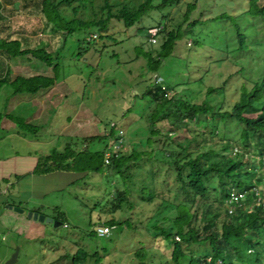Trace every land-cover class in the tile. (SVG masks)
I'll list each match as a JSON object with an SVG mask.
<instances>
[{"label":"rangeland","instance_id":"374dc122","mask_svg":"<svg viewBox=\"0 0 264 264\" xmlns=\"http://www.w3.org/2000/svg\"><path fill=\"white\" fill-rule=\"evenodd\" d=\"M39 1H0L4 18L0 20V36L19 39L23 49H44L53 59L57 58V68L53 71L30 56L10 60L0 57V72L4 66L11 65V77L55 76L54 84L59 92H63L61 99L58 97V104L44 109L43 120L27 123L40 126L36 134L24 132L25 135H37L31 142L17 136L4 137L7 127H18L8 119L3 120L6 118L0 121V160L5 162L0 174L9 173L11 184H16L17 179L22 180L17 187H9L5 194L2 192L5 186L0 183V264H5L16 247L20 250L15 264H73L71 256L78 249L89 255L84 264H171L173 242L157 236L153 228L154 225L169 227V221L162 218L172 217V210L157 215L155 209L158 206L159 211L163 210L160 195L164 200L172 201L177 189L173 170L161 158L160 150L180 138L190 139L191 150L198 152L203 146L216 150L227 138L236 153L239 146L235 141L241 126L232 120L226 124L209 120L201 128L194 125L189 130H174L171 125L177 115L166 106L158 116L169 114L167 121L154 124L160 130V136L152 138L149 119L157 106L147 91L157 80L159 87L167 89V99L174 97L191 104L208 103L215 110H229L239 99L240 89H251L253 83L264 77L261 19L247 13L249 0H197L196 6L189 11L187 5L193 0H179L147 13L130 28L124 27L122 21L112 19L105 30L87 26L68 35L67 31L50 29ZM142 1L107 0V3L114 5L115 12L122 3L137 7ZM160 1L154 5H159ZM16 2L20 4L18 11L14 10ZM104 4V0H94L92 8L81 10L77 15L65 7L62 11L67 21L76 18L87 23L106 18ZM257 5L264 7V0H258ZM185 15L188 22H185ZM193 21H197L196 24L190 25ZM158 22L166 26V30L177 32L172 51L165 57L158 56L164 36L159 37L157 45L148 42L146 29ZM235 25L246 38L243 50H239ZM7 31L10 34L6 35ZM94 35L96 39L91 40ZM209 89L217 90L208 95ZM52 99L53 103L57 101ZM19 102H22L20 96L14 94L9 84L0 88V114L28 121L27 106ZM257 112L258 109H254L246 116L254 117ZM111 125H116L113 135L116 129L124 132L122 153L151 154L130 169V180H124L122 175L106 167L100 173H89L84 177L80 173H67L37 178L31 188L27 184L29 180L20 175L32 166L30 157L46 156L54 150L61 152L73 142L82 148L83 137L105 136L112 129ZM149 139H152L150 145ZM108 141L88 143L87 151L103 152ZM17 157L26 159L18 163ZM257 162L255 158L251 167L257 168ZM151 171L157 173L153 190L150 188ZM253 182L264 196V167H258ZM168 189L172 192L168 193ZM123 190L130 191L129 203L134 209L123 206L113 211L115 194ZM141 191L150 195L156 192L158 197L152 203L144 202ZM17 202L21 203L25 213L7 207ZM31 210L54 221L63 220L64 225L54 227L51 223L34 221L26 214ZM222 213V209L216 211L220 217ZM103 224L110 227L107 237H99L96 233L97 227ZM138 251L141 257L137 256ZM207 251V244L192 245L180 264H190V253L199 258Z\"/></svg>","mask_w":264,"mask_h":264},{"label":"trees","instance_id":"16d2710c","mask_svg":"<svg viewBox=\"0 0 264 264\" xmlns=\"http://www.w3.org/2000/svg\"><path fill=\"white\" fill-rule=\"evenodd\" d=\"M156 1L158 0H143L137 7H130L128 4L122 3L120 8L113 12L114 5H110L107 0H104L103 9L106 12V18L87 23L76 18L67 21L68 18L62 10L65 7L73 15H77L81 10L92 8L94 0H40L39 7L49 24L60 31H67V34L70 35L77 29L87 26L96 27L100 31L105 30L108 21L112 19L122 21L124 27L130 28L147 13L158 11L161 7L171 5L179 0H161L159 5H154ZM257 2L258 0H249L250 7L247 13L260 18L264 28V7H258ZM196 3L197 0H193L187 5L188 11L192 10L191 8H194ZM186 15L185 22H188ZM196 22L193 21L190 25H194ZM152 26L163 27L160 36H164V41L160 45L158 56L165 57L172 51L177 32L176 30H166V26L161 25V22L152 24L148 28ZM235 30L239 50H243L246 38L241 34L237 25H235ZM28 56L40 60L46 66L51 67L53 71L57 68L55 63L57 58L53 59L51 54L44 49H22L20 41L0 38L2 60ZM155 82V86L147 91L157 106L152 113V119H149L152 138L156 135L160 136V130L158 131L154 124L158 121H167L169 114H165L163 117L158 116L166 106H170L177 115L174 124L171 125L174 130L180 128L189 130L194 125L201 128L209 120L224 124L228 120H232L241 126L239 138L235 141L239 146L237 148L239 152L236 150L239 154L233 153L232 142L230 143L227 138L216 150L204 146L198 152L196 149L191 150L190 139L184 141L181 140L182 138L178 142H171L169 147L160 150L161 158L165 159L173 170L177 189L172 201L164 200L163 195L159 194L163 201V210L159 211L158 206L155 209L157 215L160 212L172 210V217L164 216L162 218V220L169 221V227L154 225L153 228L157 232V236L162 237L166 242H173L171 264H180L186 251L192 245L203 246L206 244L209 251L203 257L195 258L190 253V264H218V262L220 264H264V206L259 205L256 201L255 190L257 187L253 182L258 167H264V77L253 83L251 89L246 87L240 89L239 99L226 111L215 110L208 103L191 104L174 97L167 99V89L159 87L157 80ZM54 83L55 76L52 78L43 76L16 77L14 80H10L9 69L0 77V88L4 84H9L13 88L14 94L34 95L42 89L52 87ZM216 90L209 89L207 94L210 95ZM254 109H258L256 116H246ZM3 118L14 123L21 132L36 134L39 130L21 118L0 114V121ZM114 129L110 130L109 136H92L81 139L82 148L79 143L73 142L61 152L54 150L49 155L40 156L33 174L41 176L54 172H68L80 173L84 177L89 173H100L107 167L115 170L120 176L122 175L124 180H130V169L136 167L139 161L149 158L151 154L134 151L127 155L120 152L118 155L112 154L106 164L105 156L109 152L110 142L117 139L113 135ZM102 139H109V144L106 142L103 152L87 151L88 143ZM151 140L149 139L147 142L148 145L151 144ZM255 158L258 159L259 166L252 168L251 162ZM156 178L157 173L151 171L150 188L152 190L157 184ZM169 192L172 191L169 190ZM141 194L142 201L147 203H152L158 197L156 192L150 195L141 191ZM233 194H244L245 199L240 204H230L228 201ZM130 197L131 193L128 190L117 191L112 202L113 211L122 209L123 206L133 210L134 205L129 203ZM230 208L233 209L232 213H229ZM219 209H222V217L216 214ZM60 221L64 225L63 220ZM137 256L141 257V252L138 251ZM88 257L85 250L78 249L71 256V261L73 264H84Z\"/></svg>","mask_w":264,"mask_h":264},{"label":"crops","instance_id":"0c3cea01","mask_svg":"<svg viewBox=\"0 0 264 264\" xmlns=\"http://www.w3.org/2000/svg\"><path fill=\"white\" fill-rule=\"evenodd\" d=\"M1 1V0H0ZM14 5V10L18 11V8L20 6V4L18 2H16ZM1 10H2V7L0 5V20H3V15L1 13ZM22 13V11H20ZM28 13V12H27ZM29 15H31L32 13H28ZM47 24H49L47 22ZM50 25V29L51 27H53L52 24H49ZM52 30V29H51ZM53 31V30H52ZM10 34V32H6V35ZM0 38L2 39H5L3 38L2 36H0ZM11 40H17V41H20L21 42V45L23 46V42L19 39H13L12 37L10 38ZM23 49V48H22ZM11 65H8V66H4L3 69H2V72H0V74L4 75L6 72H7V69H9V72H10V80H14L16 77H23V78H30V77H34V76H43V77H47V78H51V77H48V76H44L42 74H37V75H22V76H16V77H11L12 75V67H10ZM16 95H19L20 96V101L22 102H19L20 105L21 103H25L26 106H27V110H28V121L26 123H29V122H40L41 120H43L44 118V115L45 114V111L44 109L48 108L50 105H54V104H58L59 102V98L61 99V97L63 96V92L62 91H58L57 89V85H53L52 87L50 88H47V89H42L40 90L39 92H37L36 94L32 95V94H28V93H19V94H16ZM55 96V97H54ZM15 97V95H14ZM59 97V98H58ZM57 99L56 102L53 103V99ZM63 99H66V96H64ZM19 105V106H20ZM47 115H49V113H47ZM14 117H17V116H14ZM4 121H8L7 119H3ZM68 121H70V118L67 119ZM3 121V122H4ZM8 122H11V121H8ZM32 125V124H30ZM32 126H36L37 128L40 127V126H37V125H32ZM8 130H6V133H5V136L4 137H11V136H17L19 138H22L23 141H26V142H31L32 140H35V138L37 137V135H31V134H26V135H29L31 136V139H28L24 132H21L19 129H16L15 128H11L13 130H11L9 127H7ZM85 138V137H83ZM32 158V163L28 169L24 170L23 172L20 173V175L22 177H24V180H29V182L27 183L29 186L31 185V188H32V182H34L35 179L37 178H47V177H51L53 174H67L68 172H54V173H51V174H47V175H41V176H38V175H34L33 174V170L36 166V163H37V160L39 157L37 156H32L30 157ZM26 157H17L16 160L18 163H20L21 161L25 160ZM3 164H5V162L3 163V161L0 160V170H4V167H3ZM7 175L10 176L9 173H7ZM5 174H0V183H3V185L5 186L4 189H3V194L7 193L8 192V188L9 187H13L16 186L17 187V184L19 185L21 181H19L17 178L18 176L15 174L14 178L17 179V182L16 184L14 183H10L9 180H8V177ZM6 181V182H4ZM13 192H15V189L12 188ZM4 203V202H2ZM14 207H19L21 208V203L20 202H17V204L15 205H12ZM31 211H37V210H31Z\"/></svg>","mask_w":264,"mask_h":264},{"label":"built area","instance_id":"2783aa9c","mask_svg":"<svg viewBox=\"0 0 264 264\" xmlns=\"http://www.w3.org/2000/svg\"><path fill=\"white\" fill-rule=\"evenodd\" d=\"M163 27L162 26H152L147 29V36H148V42L151 45H156L158 43V38L160 36V33L162 32ZM96 39V35L91 36V40ZM116 125H111L110 128L114 129ZM110 132H108L105 136H109ZM115 137H117L116 140H111L109 145V152L106 153L105 156V163L107 164L109 161V158L112 154L118 155L120 152H123L124 150V132L121 129H116ZM256 195V201L259 205L264 206V196H262L257 189L255 190ZM245 199L244 194H233L228 201V203L232 204H240ZM232 208L229 209V213H232ZM96 233L99 237H107L110 235V227L107 226H98L96 229ZM177 239V238H176ZM210 260V259H208Z\"/></svg>","mask_w":264,"mask_h":264},{"label":"water","instance_id":"95a60500","mask_svg":"<svg viewBox=\"0 0 264 264\" xmlns=\"http://www.w3.org/2000/svg\"><path fill=\"white\" fill-rule=\"evenodd\" d=\"M10 210H14L17 213L23 214L25 211L19 207H13V206H7ZM28 218L33 219L34 221H39V222H46V223H51L53 224L54 227L61 226L62 223L60 221H54L52 219L46 218L42 215H40L38 212H33V211H28L26 212ZM19 247L15 248V251L13 254L10 256V258L5 262V264H15L18 259V254H19Z\"/></svg>","mask_w":264,"mask_h":264},{"label":"flooded vegetation","instance_id":"af4514ba","mask_svg":"<svg viewBox=\"0 0 264 264\" xmlns=\"http://www.w3.org/2000/svg\"><path fill=\"white\" fill-rule=\"evenodd\" d=\"M10 258V257H9Z\"/></svg>","mask_w":264,"mask_h":264}]
</instances>
